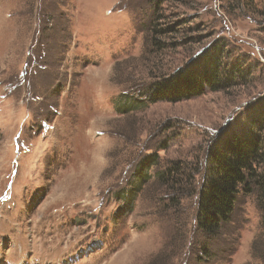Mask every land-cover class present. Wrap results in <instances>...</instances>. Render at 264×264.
I'll return each mask as SVG.
<instances>
[{"label": "rangeland", "instance_id": "rangeland-1", "mask_svg": "<svg viewBox=\"0 0 264 264\" xmlns=\"http://www.w3.org/2000/svg\"><path fill=\"white\" fill-rule=\"evenodd\" d=\"M237 1L162 3L158 15L193 31L155 68L172 73L215 42L243 82L123 113L157 78L149 0H0V264H264L258 188L237 197L215 238L196 227L209 149L264 109V19L251 12L264 0ZM151 152L159 163L124 213L115 193ZM177 161L190 170L181 197L155 177Z\"/></svg>", "mask_w": 264, "mask_h": 264}, {"label": "trees", "instance_id": "trees-1", "mask_svg": "<svg viewBox=\"0 0 264 264\" xmlns=\"http://www.w3.org/2000/svg\"><path fill=\"white\" fill-rule=\"evenodd\" d=\"M149 1L150 10L145 27L150 31L151 53L155 54L152 63L155 68L156 64L162 63L176 48L184 49L191 43L189 33L193 31V27L186 17H177L170 11H162L158 15L164 8L162 3H172V0ZM237 2L240 5L241 0ZM243 3L245 6L244 1ZM260 6L264 7V2ZM260 6H254L251 12L255 18L262 20L264 8ZM237 8L243 9V6ZM239 12L243 19L246 13ZM225 13L231 18L237 15L228 10ZM225 53L224 45L214 42L188 58V61L179 65L172 73L161 74L165 72V67L156 66L152 74L157 78L139 92L142 100L133 102L136 105H132L130 101L129 106L121 107L120 110L124 113L142 108V104L158 101L175 103L181 99L199 97L206 91H226L232 86L236 87L246 79L247 72L238 61V64L226 62ZM245 125L240 133L233 132L229 136H224L208 151V169L205 170L207 179L205 177L206 180L199 189L196 214V227L206 239L215 238L219 230L231 220L240 194H250L254 188H258L262 196L260 201L264 207V171L261 172V168L264 167V109L258 108L253 114H247ZM158 163L157 152H151L139 159L128 186L115 193L114 197L120 202L118 209L127 214L133 211L136 198L150 181L151 170ZM188 171H190L188 167L183 168L177 161L163 170L156 171V182L168 193L175 192L181 197V193L187 190V185L190 184ZM176 199L177 197L173 195L171 203H175ZM262 226L264 234V219ZM207 245L206 242L201 246L203 257H209ZM254 250L255 253L260 250L264 252V246L259 248L255 246ZM198 261L196 264H201V258H198ZM262 261L264 262V259Z\"/></svg>", "mask_w": 264, "mask_h": 264}]
</instances>
